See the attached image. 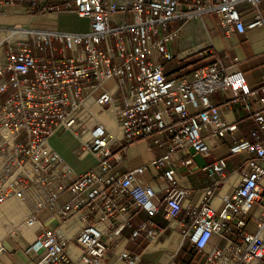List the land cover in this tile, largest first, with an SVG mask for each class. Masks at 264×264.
I'll return each mask as SVG.
<instances>
[{
	"label": "built area",
	"instance_id": "1",
	"mask_svg": "<svg viewBox=\"0 0 264 264\" xmlns=\"http://www.w3.org/2000/svg\"><path fill=\"white\" fill-rule=\"evenodd\" d=\"M261 2L0 0V10L17 6L32 16L66 13L88 21L83 32L0 27V207L17 197L26 210L23 225L36 226L35 240L24 248L40 256L34 264H141L125 243L141 234L158 243L162 231L152 220L158 213L169 223L189 221L183 239L203 253L204 264H264V211L253 210L264 205V84L251 87L242 71L218 62L180 78L165 73L175 58L168 44L182 28L169 31L170 21L214 14L225 33L244 34L264 29ZM244 12L252 17L244 20ZM215 93L252 99L244 108L258 130L253 141L228 147L229 154L248 157L238 183L221 196L222 207L213 200L226 162L216 159L202 168L216 179L180 220L190 189L179 184L175 168L191 166L197 155L210 158L214 146L238 132L212 103ZM103 112L114 117L116 132L100 119ZM62 131L77 140L78 160H94L91 168L76 171L52 146ZM162 134L171 139L163 154L125 173L116 170L115 149L124 151L136 139L160 145ZM138 208L147 218L124 237ZM75 218L81 227L67 238L59 230ZM12 234L24 240L19 229ZM214 236L224 245L213 244Z\"/></svg>",
	"mask_w": 264,
	"mask_h": 264
},
{
	"label": "crops",
	"instance_id": "2",
	"mask_svg": "<svg viewBox=\"0 0 264 264\" xmlns=\"http://www.w3.org/2000/svg\"><path fill=\"white\" fill-rule=\"evenodd\" d=\"M259 7L264 16V0H262ZM239 8L243 9L244 7L240 6ZM23 14L25 12L21 7L9 6L2 8L0 10V27L33 26L34 28L41 29L58 28L60 14L66 13L47 14L44 16H25ZM51 15H53L52 18L50 17ZM243 15L244 20H249L252 17V14L249 12H244ZM169 26L176 27L170 30ZM178 26H182V28L177 37L182 32L183 38L178 43L177 51L171 45L173 40L168 44L169 50L175 56L174 60L166 65L165 73L169 79L184 77L193 70L213 62H218L228 71H242L246 75L251 87H258L264 84V29L256 28L247 30L244 34H227L217 23V18L214 14H206L201 18L191 20L184 24L179 20H173L167 24L169 31L176 30ZM199 26L201 30H199ZM194 43H203V47L185 56H181L183 49L187 47L190 49L189 46ZM210 99L212 103L220 106L222 115L226 120L237 123L238 132L234 138H229L223 144L214 146L211 149L210 158L205 159L197 155L192 158L193 164L191 166L175 168L179 184L190 189L188 197L186 198L187 200L183 204L184 211L180 215V220L186 218V209L200 204L203 201V189L210 187L216 179L202 170L205 165L216 159H224L226 162L225 178L220 182L219 187L216 188V193L218 192L219 194L213 200V205L218 210L222 207L221 196L227 194L238 183L239 174L246 170L244 161L248 157L246 154L231 155L228 152V147L234 141L238 140L253 141L254 137L251 135V132L258 130L251 115L244 108L245 103L252 102V99L230 101L228 95H222L221 93L213 94ZM101 116L102 113L99 117ZM160 138V145L151 146L146 139H136L124 151L115 149V156L112 162L116 166V170L120 173H125L129 169L147 164L154 157L163 154L169 148L171 139L167 134H162ZM51 144L65 161L78 172H83L94 165V160L91 157H86L84 160H78L75 157L73 151L78 142L68 132L62 131L58 133L52 138ZM237 164L239 166L235 167ZM153 185L156 186L155 184ZM254 209L256 213H259L264 211V205L262 209L255 205ZM25 214L26 210L24 209L23 218ZM146 218L147 214L145 210L138 208L133 213L130 225L123 231L124 237H128L131 231ZM152 220L156 228L162 231L158 243L149 244L147 238L141 234L133 241L125 243L126 249L132 253L140 254L141 264H177L176 259L180 263H182V259L187 260L191 255L192 247L183 239L182 232L185 226L189 224V221L187 219L184 220L185 226H182L180 222L176 221L169 223L162 218L160 213L156 214ZM254 224L253 221L249 223V230H254ZM80 227L81 223L75 218L65 222L59 231L67 238H71ZM35 229L36 226H32L20 230V234L24 240H21V237L18 236L5 238L7 240L5 242L6 252L0 256V264L36 263L40 256H34L24 251L28 242L35 240ZM11 237L18 240L21 246H17ZM228 238L236 240L235 233H231ZM212 243L218 244L221 247L224 245L225 240L214 236ZM70 251L74 254V257H77V251L75 252L73 245L70 246ZM192 253H195V251H192ZM201 254L204 264L205 257L203 253L197 251L194 257L198 258Z\"/></svg>",
	"mask_w": 264,
	"mask_h": 264
},
{
	"label": "bare ground",
	"instance_id": "3",
	"mask_svg": "<svg viewBox=\"0 0 264 264\" xmlns=\"http://www.w3.org/2000/svg\"><path fill=\"white\" fill-rule=\"evenodd\" d=\"M51 18L53 17V15L50 16ZM29 28H34L33 26H28ZM199 30H201V27L199 26ZM2 36V35H1ZM190 49L184 48L182 51L181 56H185L186 54H189L190 52H194L199 50L200 48L203 47V43H194L192 45L189 46ZM104 123L107 125V127L116 132L117 129V125L115 122L114 117L110 116L109 113L104 112L102 113V116L100 117ZM24 206L21 205L15 198H11L8 201H6V203L0 207V216L3 217V215H7L8 219H2L0 220V222H6V224H8V226L6 228L1 226L0 223V231H5L7 230L8 233V237L13 236V231L15 229H19L22 230L24 228H26L23 225V214H24ZM22 232V231H21Z\"/></svg>",
	"mask_w": 264,
	"mask_h": 264
},
{
	"label": "rangeland",
	"instance_id": "4",
	"mask_svg": "<svg viewBox=\"0 0 264 264\" xmlns=\"http://www.w3.org/2000/svg\"><path fill=\"white\" fill-rule=\"evenodd\" d=\"M23 15L30 16L26 13ZM2 27L5 28V27H11V26H2ZM87 27H88V21H86L85 19H80L75 15L60 14V16H59L58 29L60 32H83V31L87 30ZM175 27L176 26H169V29L172 30ZM182 34L183 33L181 32L180 35L176 39H174L171 43V45L176 49V51L178 50V43L183 38ZM238 166H239V164L235 165V167H238ZM12 198H15L21 204L20 200L17 197H12ZM6 218L8 219L7 215H3V217L0 216V220L6 219ZM0 223H1V226L4 228L7 227L6 225H8V224H6V222H0ZM8 233L9 232L7 230H5L4 232L0 231V241L4 240L5 238H8V236H9Z\"/></svg>",
	"mask_w": 264,
	"mask_h": 264
},
{
	"label": "trees",
	"instance_id": "5",
	"mask_svg": "<svg viewBox=\"0 0 264 264\" xmlns=\"http://www.w3.org/2000/svg\"><path fill=\"white\" fill-rule=\"evenodd\" d=\"M186 243H189V242L186 240ZM192 251H195V253H197V251L192 248L190 252L191 255L187 260L182 259V263H180L179 260L176 259V263L177 264H203L202 254L199 255L198 258H195L194 257L195 253H192Z\"/></svg>",
	"mask_w": 264,
	"mask_h": 264
}]
</instances>
